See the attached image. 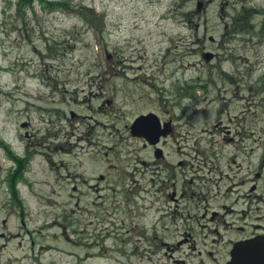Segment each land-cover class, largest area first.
Returning <instances> with one entry per match:
<instances>
[{
  "label": "rangeland",
  "instance_id": "374dc122",
  "mask_svg": "<svg viewBox=\"0 0 264 264\" xmlns=\"http://www.w3.org/2000/svg\"><path fill=\"white\" fill-rule=\"evenodd\" d=\"M67 1L0 0V264H225L248 231L210 228L264 224V0Z\"/></svg>",
  "mask_w": 264,
  "mask_h": 264
},
{
  "label": "water",
  "instance_id": "95a60500",
  "mask_svg": "<svg viewBox=\"0 0 264 264\" xmlns=\"http://www.w3.org/2000/svg\"><path fill=\"white\" fill-rule=\"evenodd\" d=\"M213 54L209 53L205 58L211 59ZM26 126V123L22 124ZM160 124L156 113L141 114L136 117L131 125L132 134L144 137L149 143L157 144L162 136H167L171 131L170 123ZM157 150L156 156H161ZM232 259L228 264H264V240L261 238L237 242L232 252Z\"/></svg>",
  "mask_w": 264,
  "mask_h": 264
},
{
  "label": "flooded vegetation",
  "instance_id": "af4514ba",
  "mask_svg": "<svg viewBox=\"0 0 264 264\" xmlns=\"http://www.w3.org/2000/svg\"><path fill=\"white\" fill-rule=\"evenodd\" d=\"M229 208L230 206H228L227 204L223 205L222 206V211H218V212H214L213 213V217L212 219L215 218V216L220 213H224L223 211L225 210V208ZM233 209H230V211H232ZM226 212V210H225ZM211 222H215L214 220H212ZM222 225V226H221ZM198 227H200L201 229L202 228H207V225L204 223H199ZM222 227V230H224V234L228 233V236L229 235H233L234 232H241V231H248L247 233L245 234H239L237 237H233V238H230L228 240V245H229V250L228 252L226 253V262L225 264H228V262L232 259V252H233V249H234V246L237 242L240 243V241H245V240H251V239H257V238H261L264 240V224L262 223H252L250 226H249V229L245 228L244 226H237V227H230V224L227 223L226 221H224L223 223H219L217 226H214V227H211V233L213 234L212 236V241L213 243H217L218 242V237L217 236H222L221 234V231H220V228ZM234 229L236 231H234ZM238 234V233H237ZM185 236V238H183V240H178V242H176L175 244H169L168 242L164 241V244L167 246V248L169 250H177V248L180 246L181 247V244H184L185 242H188V240H190V237L192 238L193 237V234L192 232H187L186 230L184 232H182L181 236ZM196 240H193V244L191 243L192 246H190L191 250L194 252L196 250ZM207 256H208V259H211V260H217L216 258V252L215 250L211 249L208 251H206L205 253ZM198 255H202V251H198ZM175 263L177 264H186V260L185 259H177L175 261ZM216 264V262H213ZM200 264H206L204 262V260L201 261Z\"/></svg>",
  "mask_w": 264,
  "mask_h": 264
},
{
  "label": "trees",
  "instance_id": "16d2710c",
  "mask_svg": "<svg viewBox=\"0 0 264 264\" xmlns=\"http://www.w3.org/2000/svg\"><path fill=\"white\" fill-rule=\"evenodd\" d=\"M17 4L19 5V8L26 9V8H32L36 4V2H40L43 5H46L48 7L52 8H62V7H69V2L66 0H16ZM2 66H0V75L2 72ZM5 149L8 150V155L13 159L15 163V169L10 172L9 177V184H10V191L12 194H14L15 200H17L18 205L23 206V201L21 194L19 192L18 184L20 180H22L25 177V170L28 162V157L23 158L20 155H17L13 150L10 148V146L6 142H2Z\"/></svg>",
  "mask_w": 264,
  "mask_h": 264
},
{
  "label": "bare ground",
  "instance_id": "6f19581e",
  "mask_svg": "<svg viewBox=\"0 0 264 264\" xmlns=\"http://www.w3.org/2000/svg\"><path fill=\"white\" fill-rule=\"evenodd\" d=\"M133 61H135V60H133ZM132 66H134V65H132ZM140 68H141V67H140ZM60 148H61L62 150H64V147H60ZM179 212H180V211H179ZM179 212H178V213H179Z\"/></svg>",
  "mask_w": 264,
  "mask_h": 264
}]
</instances>
